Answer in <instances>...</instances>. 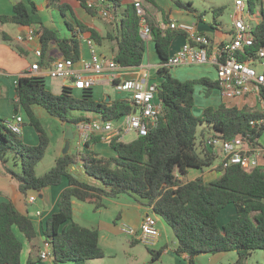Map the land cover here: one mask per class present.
<instances>
[{
  "label": "trees",
  "instance_id": "trees-1",
  "mask_svg": "<svg viewBox=\"0 0 264 264\" xmlns=\"http://www.w3.org/2000/svg\"><path fill=\"white\" fill-rule=\"evenodd\" d=\"M78 1L91 16H96L97 10L89 8L87 0ZM108 1L112 4L105 5V9L117 20L105 36L78 20L73 7L61 3V0H49V4L60 11L66 28L74 35L72 39L61 38L58 31L44 24L34 0H28L31 9L25 2L16 0L13 14L0 16V23L35 28L41 35L44 53L51 43H55L66 59L75 62L80 59L75 38L80 33L85 34L98 46L108 42L114 61L122 68L137 69L143 65L147 42L141 36V19L135 2ZM248 6L251 14L259 10L261 17V22L253 30L255 44L245 50V54L255 56L264 47V0H248ZM222 12V8L214 10L212 27L216 30H219L218 17ZM145 19L160 60L155 79L159 84L163 112L156 128H151L147 136L129 143L119 138L110 140L108 146L113 155L109 157L96 150L101 137H92L82 152L61 155L49 172L38 176L36 167L45 157L50 139L36 115L37 106L63 123L74 125L90 118L73 119V111L92 113L105 121L118 122L131 114L134 108L126 100L111 99L107 103L104 98L98 101L93 89L77 91L64 86L62 93L55 95L47 89L43 77L22 75L16 84L15 107L25 112L28 124L38 134L39 144H25L20 135L6 127V120L0 119V163L25 197L32 191L41 192L67 181V187L58 200V211L49 216L42 230L44 242L52 247L53 264H85L88 260L104 257L99 229L75 222L69 227L66 224L73 221V200L95 204L98 209L103 206L105 198L115 199L121 195L136 197L138 203L151 207L168 224L178 241V256L188 255L193 263L194 258L202 254L236 252L239 258L235 264H242L252 252L264 251V167L247 171L239 166L223 169L218 165L215 169L221 172V176L210 183L202 179L183 181L180 177H187L191 169L205 171L217 158L215 153L204 148V144L198 151L201 126L207 125L222 139L251 133L252 144L259 145L264 130L252 129L250 121L262 114L249 110L248 106L239 108L222 104L217 109H206L202 118L197 117L194 113V86L202 84L218 90V82L207 77L187 81L175 78L167 63L173 42L182 33L161 28L149 11ZM245 58L244 54L240 55L241 60ZM40 64L46 68L50 62L43 59ZM203 134L200 133L202 137ZM10 158L20 166V172L8 166ZM79 161L88 181L77 178L70 171ZM91 180L93 182H89ZM230 205L235 209L222 219L221 213ZM230 213H234L233 216H229ZM36 238L35 225L28 215L21 213L12 201L0 204V264H38L43 245L34 244ZM26 243L31 249L25 256ZM152 254L155 262L162 251H152Z\"/></svg>",
  "mask_w": 264,
  "mask_h": 264
},
{
  "label": "built area",
  "instance_id": "built-area-1",
  "mask_svg": "<svg viewBox=\"0 0 264 264\" xmlns=\"http://www.w3.org/2000/svg\"><path fill=\"white\" fill-rule=\"evenodd\" d=\"M103 2L104 0H88V7L99 11L106 18H110L111 13L104 8ZM135 8L141 19V36L147 42L152 38L151 29L145 19L147 11L140 1H135ZM246 10L251 14L248 4L241 0H235L232 30L229 33V39L221 42L213 40L202 32L198 27L199 22L183 24L173 21L167 25H160V27L178 31L185 36L184 44L170 55L167 63L169 68L193 66L215 68L218 90L222 97H244L250 100L254 95L258 98L262 105L260 109L262 116L251 120L250 127L254 130H264V73H258L255 69L259 65L264 67V47L260 48L255 56L245 54V50L255 44L253 30L258 25L237 18L239 13ZM79 35L85 39L90 49V59L81 60V68H77V63L73 59L58 60L43 68L40 64L43 57L40 33L30 29L26 37L18 36V42L25 40L30 43L38 42L33 50L38 61L34 62L24 75L68 79L69 87L77 91L94 89L99 78L110 76L115 93L122 98L120 100L131 102L135 112L124 116L118 122L105 121L99 116L75 124L78 134V149L83 148L87 141L96 136L101 137V142H109L114 138H119L124 142V136L130 133H135L136 138L147 136L151 128H156L159 125L163 112L162 102L159 99V84L150 82L151 75L148 73H145L144 79H120L121 72L125 69L117 64L113 57L100 54L97 51L96 43L89 36L81 33ZM242 54L246 57L245 60L240 59ZM22 123L23 118L17 115L13 120H7L5 125L15 134L21 135ZM204 148L220 158L219 165L223 169L239 166L244 170L251 171L264 167L262 164L264 148L252 144L251 133L229 139H222L212 133L204 139ZM27 199L30 204H34L38 199L37 194L32 193ZM148 209L149 213L142 219L138 231L127 224L123 225L121 231L146 245H156L161 236L159 218L151 207ZM37 215L41 216L42 212L38 211ZM40 259L53 263L50 243H43Z\"/></svg>",
  "mask_w": 264,
  "mask_h": 264
},
{
  "label": "rangeland",
  "instance_id": "rangeland-1",
  "mask_svg": "<svg viewBox=\"0 0 264 264\" xmlns=\"http://www.w3.org/2000/svg\"><path fill=\"white\" fill-rule=\"evenodd\" d=\"M125 2H130V0H124ZM134 0L133 2H135ZM140 1L146 11L149 10V13L155 15L157 17L158 22L161 25H167L170 22V19L174 20L177 23L183 24H196L200 20L207 25H214V10L218 8H222L223 12L218 17V21L220 23L219 31H223L225 33L230 32L232 30L233 25V16L235 13V0H154L153 3L150 1ZM244 3L248 4V0H241ZM148 9V10H147ZM55 14V13H54ZM60 11L57 9L56 17L57 22L54 23L55 27L61 32L66 33L62 25L58 21L60 18ZM97 11L96 17L97 20L101 22L104 26H109L110 24L106 21V17L100 14ZM168 17V20L166 19ZM114 17V15H113ZM201 18V19H200ZM238 19H243L247 23L259 24L261 22L260 12L256 11L254 15L248 13V11H244L237 15ZM115 19V17H114ZM114 23V21H113ZM53 24V23H52ZM111 27V26H110ZM109 27V28H110ZM213 37V35H212ZM1 39V38H0ZM229 39V36H227ZM3 40V39H1ZM4 41V40H3ZM153 42V38L147 40L148 47L151 46ZM32 61V58H29ZM256 71L258 73H264V67L256 66ZM172 75L181 80H199L203 77H207L213 82L217 80V70L215 68H211L208 66H193L181 69H173L171 70ZM205 74V75H203ZM209 74V75H207ZM133 73L131 71H127L124 78L127 76H132ZM156 76V75H155ZM155 76L152 74L150 77L151 82H156ZM192 78V79H188ZM46 87L49 91H51L55 95H59L63 90V83L66 85H70V81L68 79L56 78L52 79L49 76L44 78ZM3 89L4 96L7 93L10 94V90L7 91L10 87L8 85L4 86ZM195 93V106L194 113L197 117L202 118L204 116V112L208 108L217 109L220 105L225 104L227 106H235L239 108H243L248 106L249 110L260 111L261 103L259 102L256 96H251L250 100L246 98H226L220 95V92L217 89H210L206 85L196 84L194 86ZM11 103L14 106V100L16 99V91L14 83L12 85L11 90ZM4 96L0 97V100L4 99ZM96 96L98 98H106L110 96L111 99L116 100L119 96L115 93L113 86H105L99 91H97ZM15 108V107H14ZM36 115L41 121L47 136L50 139V144L47 148V152L43 160L37 165L36 173L38 176H43L47 172H49L54 166L56 159L63 155V150L66 143V132L68 127H73V131L75 133V138L71 141V154L76 155L83 151V148L78 149V134L76 127L74 124L63 123L58 118H55L49 115L46 110L40 106L35 108ZM12 118L14 119L15 111L12 108L11 111ZM93 115L92 113H86L81 111H73L71 113V117L73 119L88 117ZM2 120H8V118L0 116ZM26 127L30 128L32 133L37 135L36 131L26 123ZM75 127V128H74ZM199 137L197 140V148L200 152L203 141L210 134L213 133V130L207 127V125H203L199 128ZM204 133L203 137L200 133ZM23 133H21L22 137ZM136 139L135 133H130L124 136V142L129 143ZM104 142H100L96 145V150L99 151L103 156L109 157L110 148L108 145L103 144ZM259 147L264 148V133L259 139ZM81 165V161H79ZM220 164V158L217 157L213 166L205 169L208 171L207 179H203L206 183H210L221 176V172L216 170L215 168ZM8 166L15 170L16 172H20V166H16L13 159L10 158ZM214 169V170H213ZM189 179H192L194 175L201 174V170H191L189 171ZM88 181V180H86ZM89 182H93L92 180ZM77 201V200H76ZM103 206L101 208L96 209L95 204H90L87 202L77 201L75 205V215H73V219L80 222L81 226L87 228L99 229L100 231V247L104 251V257L94 260H88L85 264H189L190 262L180 260L177 258V254L175 253V248H178V241L173 232V230L166 224V222L161 218H159V229L161 231V236L159 238V243L156 245H146L142 242L136 240L135 237L129 236L123 233L121 230L124 224L134 227L137 231L139 227L133 225L128 221L127 217L124 214L129 213L133 218H138V211H141L136 197L130 195H121L118 198L110 199L105 198L103 201ZM234 206L230 205L225 209L221 214L222 219L227 215V213L231 210H234ZM123 215V221L120 219V216ZM44 243V242H43ZM42 243V245H43ZM165 250H170L173 254H164L157 261L153 262L152 260V251L160 252ZM213 260V261H212ZM238 260V255L235 252L227 253L222 256H215L211 254H202L195 258V264H235ZM64 264H74L72 262L64 263ZM243 264H264V251L257 250L252 252L248 258L243 261Z\"/></svg>",
  "mask_w": 264,
  "mask_h": 264
},
{
  "label": "crops",
  "instance_id": "crops-1",
  "mask_svg": "<svg viewBox=\"0 0 264 264\" xmlns=\"http://www.w3.org/2000/svg\"><path fill=\"white\" fill-rule=\"evenodd\" d=\"M15 1L16 0H0V16L12 15ZM18 1L25 2L28 5V7L31 9V7L28 4V0H18ZM34 1L37 4L38 11H39L41 17L43 18L44 24L47 27L58 31L61 38L72 39V37H74L73 33L66 28V25L64 22L65 20L61 14H60V18H58V21L60 22V24L62 25V28H64L66 33H64V34L61 33L55 27L54 23L57 22V17L55 15L57 12V9L55 6H53V5L51 6L49 4V0H34ZM133 1L134 0H130V2H133ZM143 1H145V0H143ZM130 2H125L123 0V3H130ZM61 3H67V4L71 5L74 9V13H75L76 17L78 18V20H80L81 22L86 24L88 27L96 29L102 36H105L108 33V31L110 30L109 27L111 26L113 21L115 22L117 20L116 18L114 19L113 14L109 11L111 13V15H110L111 17L106 18V21H108V23L110 25L104 26L101 24V22L99 20H97L96 16H91L89 14L80 5V2L78 0H61ZM103 4H104V8H105V5L112 4V3H110L108 0H104ZM153 16L155 17V20L158 23V25H161V23L158 22L157 17L155 15H153ZM173 21L174 20L170 19V22H173ZM167 24H169V23H167ZM198 27L202 32H204L205 34H207L208 36H210L213 40H215L217 42L228 40L227 36H229V33L231 32V30L228 33H225L221 30L220 31L216 30L212 26L207 25L202 21H199ZM30 29L35 30V28H33V27L21 26V25H16V24H11V23H0V38L4 40L3 41L0 39V97H2V95L4 96V94H3V92H4L3 89L5 88L4 86L8 85L10 87L7 90V91L10 90V94L7 93V95L4 96V99L0 100V116L8 118V120H13L12 114H11L12 108L14 109V111H16L15 102L17 101V97L14 100V106L11 103V97H12L11 96L12 95L11 90H12L13 83H14V86L16 89V84H17L18 78L21 77L22 75H24L30 69V66L34 62L38 61V59L35 57V54L33 52L34 47L36 46V44L38 42L30 43L27 40H25L23 42L17 41L18 36L26 37V35L29 33ZM212 35H213V37H212ZM5 39H8V40H5ZM75 39L78 42V50L80 53V59L78 61H76V62L74 61V62L77 63V68H81L80 61L90 59V49H89L87 43L85 42V39L82 38L81 35L78 34V36H76ZM184 42H185V36L179 35L173 42V45L171 47V54L175 53L184 44ZM96 47H97V51L100 54L112 57L111 52H110V45L108 42H104V44L102 46L96 45ZM29 58H32V61H30ZM43 59H46L48 62L53 63L55 61L64 60L66 58H65L64 53H62L57 48L55 43H51L48 50L45 53L43 51V57H42L41 61ZM159 66H160V60H159V57L155 51L154 42H152L151 46H149V47L147 44V52H146V55L144 58L143 65L137 69L124 70L123 72H121L120 79H144L145 73H148L151 76L153 74L155 76L158 73ZM173 69H181V68H173ZM173 69H171V70H173ZM127 71H131L133 73V75L127 76L124 78L123 76L125 75V73ZM203 75H205V74H203ZM207 75H209V74H207ZM188 79H192V78H188ZM109 85L112 86V80H111L110 76H106V77H102V78L98 79V81H97V83L93 89L94 90V96H95L96 100L102 101L104 99V98H98L96 96V93H97V91H99L103 87L109 86ZM62 86L64 87V86H70V85H66V83H63ZM120 98L121 97H119L118 99H120ZM17 111H18L17 115H20L23 118V123L21 124V127H22L21 133H23L22 139H23L24 143L29 145V146L38 145L39 144L38 134L35 135L34 133H32L30 128L26 127V125H25L26 123H28V118H27L25 112L21 108ZM35 112H36V110H35ZM17 115H15V116H17ZM88 117L90 119H95L99 116L93 114V115H90ZM23 125H25V126H23ZM103 144L108 145V141L104 142ZM76 145H78V144H76ZM70 152H71V149H70ZM110 154L113 155V152L111 151ZM191 170H197L198 171V169H191ZM191 170H189V171H191ZM70 171L72 173H74V175H76L81 180H85V181L89 180L88 177L86 176L85 172H84L83 166L80 164L73 165L71 167ZM207 173H208V171H201V174H199V175L196 174L192 177V179H189L188 176L190 174L188 172L187 177H180V179H182L183 181H193V180H197V179L203 180V179L208 178ZM66 187H67V181L64 180V182L61 186L47 187V188L43 189L41 192L32 191L29 194H32V193L35 194L36 193L38 199L34 204H30L28 202L27 197L23 196L19 192L17 183L12 179V177L7 173L4 166L0 163V204L3 202L12 201L21 213L28 215L32 219V221L35 225L36 231H37V238L34 241V244H37L40 247H42V243L44 242V236H43V231H42L43 227H44L46 221L48 220L49 216L58 211V200L60 198L62 191ZM77 201H76V199L73 200L74 215H75V211H76L75 205H76ZM138 204H140V203H138ZM139 208L141 209V211H138V218L137 217L133 218L131 215H129V213L124 214V216L127 217L128 221L131 222L133 225H136L137 227L140 226L142 219L149 213V209H148L149 207L143 206L140 204ZM38 211L42 212L41 216L37 215ZM233 214L234 213H230L229 216H233ZM120 219L123 221V215L120 216ZM73 222L80 224V222H78L74 218L72 222H69L66 224L67 227L71 226V224ZM30 249H31L30 245L26 243V245H25V256L27 254H29ZM176 250H177V248H175V253H176ZM164 254H170L171 256H173V254L170 250H165L164 253L162 251L161 256H164ZM215 256H222V255H215ZM197 257H195V258H197ZM177 258H179L180 260L190 262L188 255H181V256H178ZM195 258L193 260V263L190 262L189 264H195L194 263ZM38 264H53V263L49 262V261H42L41 260ZM242 264H243V262H242Z\"/></svg>",
  "mask_w": 264,
  "mask_h": 264
},
{
  "label": "water",
  "instance_id": "water-1",
  "mask_svg": "<svg viewBox=\"0 0 264 264\" xmlns=\"http://www.w3.org/2000/svg\"><path fill=\"white\" fill-rule=\"evenodd\" d=\"M105 101L107 103H109L111 101V97L110 96H107L105 98ZM135 112V111H134ZM18 114V111L16 110L15 111V115ZM75 138V134H74V131H73V128L72 127H68L67 128V132H66V136H65V139H66V143H65V147H64V150H63V155H67L69 154L70 152V149H71V141ZM78 178V177H77Z\"/></svg>",
  "mask_w": 264,
  "mask_h": 264
},
{
  "label": "clouds",
  "instance_id": "clouds-1",
  "mask_svg": "<svg viewBox=\"0 0 264 264\" xmlns=\"http://www.w3.org/2000/svg\"><path fill=\"white\" fill-rule=\"evenodd\" d=\"M73 128V127H72Z\"/></svg>",
  "mask_w": 264,
  "mask_h": 264
}]
</instances>
